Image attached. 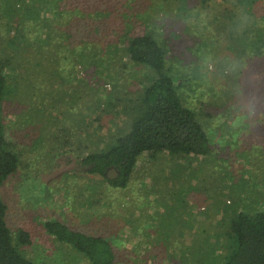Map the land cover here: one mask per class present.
<instances>
[{"label":"rangeland","instance_id":"obj_1","mask_svg":"<svg viewBox=\"0 0 264 264\" xmlns=\"http://www.w3.org/2000/svg\"><path fill=\"white\" fill-rule=\"evenodd\" d=\"M58 2L46 8L41 5L48 6L46 0H12L16 25L10 9L0 4V59L9 61L6 73L12 75L2 104L3 124L19 157L0 196L8 207L14 245L23 230L32 246L18 251L30 261L87 264L45 232L44 222L52 219L107 239L115 264H220L229 219L244 209L264 210V125L252 129L251 142L236 141L226 132L227 105L219 102L227 86L218 71L221 61L242 55L264 68V54L252 50L248 56L245 47L243 35L258 34L255 24L242 30L235 26L237 0ZM258 8L264 15V0L254 3L251 13ZM175 10H195L196 18L191 24L164 20L167 69L184 83L182 101L199 114L213 153L180 162L144 155L128 186L111 188L86 173L81 160L104 149L103 136L115 127L125 131L138 83L148 82L151 72L124 57L126 40L146 32L157 38L151 21ZM3 12L9 14L6 20ZM20 36V47L10 44ZM92 53L108 66L97 70ZM109 97L122 100L120 112L103 105ZM188 187L190 194L183 193Z\"/></svg>","mask_w":264,"mask_h":264},{"label":"trees","instance_id":"obj_2","mask_svg":"<svg viewBox=\"0 0 264 264\" xmlns=\"http://www.w3.org/2000/svg\"><path fill=\"white\" fill-rule=\"evenodd\" d=\"M11 1L0 0V4L5 10L10 9L11 12L8 10L7 12L14 23L16 18L19 22ZM237 1L238 4L241 2L249 4L250 14L254 17L256 27L252 29L258 33L252 38L243 35L248 39L246 46L243 45L246 50L250 52L253 50L256 55L264 54V26L259 27V24L264 22V15L259 8L251 13L254 3L258 0ZM46 3L48 6L42 3V7L53 8L59 4L58 0H46ZM8 13L3 12L5 20L9 18ZM26 13L32 19H37L33 14L27 11ZM239 40H242V36ZM22 41L23 36H20L16 40L11 39L10 44L20 47ZM124 47V57L135 65L146 67L151 72L148 75V82L138 83L135 92L139 96L137 100H132L134 106L131 108L130 116H127L128 124L125 131L118 130V126L112 129L113 134L103 136L107 146L102 150L87 153L80 163L85 167L86 173L99 176L106 185L114 189H125L128 186L135 174L139 159L144 155L155 159L166 155L180 162L193 158L194 160L206 158L213 153L209 132L201 122L199 114L185 106L182 101L180 89L184 87V83L172 76L167 69L166 48L148 32L130 37ZM114 48L109 47L108 51ZM98 56L93 54L91 64L97 70H101L98 68L102 64L107 66L108 64L105 58ZM10 66L7 59H0V191L8 178L16 172L19 161L17 152L13 150V145L6 136L2 115V104L12 77L6 73ZM115 98L109 97L103 101V105H109L117 113L123 107H117V103L120 104L122 100ZM84 117L87 118L88 115ZM76 137L77 134H74V138ZM75 140L76 143L81 142L78 137ZM252 166L258 168V165L252 164ZM182 187L184 185L179 188ZM187 189V192L183 193L190 194L191 189L189 187ZM179 195L180 193L177 194ZM7 211L8 207L0 196V264H44L32 262L18 251L20 246H32V240L28 232L21 230L17 236L19 244L14 245L7 222ZM227 228L224 233L226 243L221 245L225 254L220 264H264V210L239 211L229 219ZM176 229L172 228L173 231ZM44 230L58 243L69 246L76 254L81 255L87 264L116 263L113 246L104 237L73 230L64 223L52 219L44 222ZM172 230L169 231L173 232ZM182 234L184 231L180 236Z\"/></svg>","mask_w":264,"mask_h":264},{"label":"clouds","instance_id":"obj_3","mask_svg":"<svg viewBox=\"0 0 264 264\" xmlns=\"http://www.w3.org/2000/svg\"><path fill=\"white\" fill-rule=\"evenodd\" d=\"M250 6L246 2L237 5L235 11V26L243 29L254 23L250 14ZM172 18L191 24L196 18L195 10L185 13L175 10L162 12L151 21V27L158 41L165 46L163 40L164 20ZM159 21V23H156ZM253 53L249 52L248 56ZM218 71L227 81V86L219 97V102L227 105L224 116L227 134L240 143L251 142L252 129L264 125V68L250 65L248 57L238 55L220 62ZM243 137V139H242Z\"/></svg>","mask_w":264,"mask_h":264}]
</instances>
